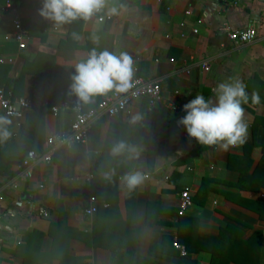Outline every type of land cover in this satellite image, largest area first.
I'll use <instances>...</instances> for the list:
<instances>
[{
    "label": "crops",
    "instance_id": "obj_1",
    "mask_svg": "<svg viewBox=\"0 0 264 264\" xmlns=\"http://www.w3.org/2000/svg\"><path fill=\"white\" fill-rule=\"evenodd\" d=\"M6 1L0 88L33 108L19 129L10 118L3 126L9 135L0 129V264H264V187L252 175L264 139V0H106L101 15L110 20L64 24L40 14L44 0H12L13 11H4ZM15 15L27 37L23 51L4 39ZM248 26L258 38L247 44L222 31ZM93 50L127 54L138 77L158 84L161 101L149 109L135 100L126 113L96 120L84 143L57 149L49 163L32 167L31 179L19 181L26 152H45L47 139L74 121L72 111L53 116V105L68 98L89 110L115 91L85 103L72 90L76 65ZM236 79L248 84L250 100L254 90L262 100L244 104L243 145L224 151L177 126L197 92L215 101L216 85ZM109 136L110 151L99 159ZM121 141L135 152L113 155ZM96 168L97 178L87 180ZM116 172L149 178L124 190ZM184 189L192 206L179 217ZM90 198L103 204L94 234V214H85ZM175 241L188 246L185 260L171 249Z\"/></svg>",
    "mask_w": 264,
    "mask_h": 264
},
{
    "label": "clouds",
    "instance_id": "obj_2",
    "mask_svg": "<svg viewBox=\"0 0 264 264\" xmlns=\"http://www.w3.org/2000/svg\"><path fill=\"white\" fill-rule=\"evenodd\" d=\"M105 5L106 0H44L40 14L57 24H64L78 18L87 20ZM115 11L111 9V12ZM75 71L72 90L80 100L89 103L95 95H103L113 89L117 92L128 89L132 75L131 59L124 53L117 57L108 51L97 53L93 50L86 61L76 65ZM246 89L247 85L236 79L216 85L215 101L197 92L194 99L183 105L186 115L177 121V126H183L188 136L201 144L219 145L224 151L243 145L248 134L242 107L249 101ZM251 100L253 104L260 102L258 91L252 92ZM10 123L7 117L0 116V129L5 137L9 133L3 126ZM125 150L135 152L121 141L113 147L112 154L119 155ZM105 178H110V175L105 174ZM123 179L129 188H133L142 182L143 177L135 173Z\"/></svg>",
    "mask_w": 264,
    "mask_h": 264
},
{
    "label": "built area",
    "instance_id": "obj_3",
    "mask_svg": "<svg viewBox=\"0 0 264 264\" xmlns=\"http://www.w3.org/2000/svg\"><path fill=\"white\" fill-rule=\"evenodd\" d=\"M4 11H13L12 0H7L4 5ZM186 16L190 15V11L184 12ZM92 17H95L99 23L108 21L110 16H102L101 11L95 13ZM12 34L6 36V41H12L16 43L18 51H23L27 46V37L21 26V21L18 16H14L12 22ZM222 31L226 32L229 40L235 44H247L257 40V32L252 26H248L244 29H237L230 31L228 28H223ZM197 33L196 30L193 31ZM1 63L3 61H0ZM12 60H8L11 63ZM206 64H202V68L205 69ZM132 68V67H131ZM145 99L148 102V107L151 109L157 103L161 101V91L158 84L151 80H144L137 76L132 69V75L129 80V87L124 92H117L116 90L106 97L99 104L89 110H83V108L73 103L71 99H60L55 105L50 108V112L53 116H57L60 112L72 111L74 114V121L72 122L67 133L54 136L47 139V149L45 152L28 151L18 166L20 170L18 179L19 181H26L32 177V167L37 163H49L52 160L53 153L61 148L68 147L77 143H84L89 136L91 125L102 117L113 118L126 113L130 104L135 100ZM165 107L178 113L179 108L171 103L167 102ZM33 108L31 102L26 98H13L11 94L6 93L3 88H0V110L4 116L15 120V128L19 129L22 126L23 119L26 113L30 112ZM13 137H17V133H13ZM135 174V173H133ZM128 174H120L117 176V182L122 186L124 190H127L129 186L123 179ZM143 179H148V174H141ZM92 174H86V179L91 180ZM90 206L85 210L87 216H92L95 212L94 203L95 199L90 198ZM192 206V196L188 189H184L179 194L178 213L179 217L184 216L186 211ZM46 215V214H44ZM173 248L177 250L181 256L186 254V250L177 241L173 242Z\"/></svg>",
    "mask_w": 264,
    "mask_h": 264
},
{
    "label": "trees",
    "instance_id": "obj_4",
    "mask_svg": "<svg viewBox=\"0 0 264 264\" xmlns=\"http://www.w3.org/2000/svg\"><path fill=\"white\" fill-rule=\"evenodd\" d=\"M255 81H257V80H255ZM258 82V81H257ZM251 84H254V82H252ZM246 85H248V84H246ZM250 85V84H249ZM261 86H263L264 87V84H261ZM142 100H145V99H142ZM262 100H260V102H261ZM146 102H147V100H146ZM248 102H250V103H252V101L249 99V101ZM259 102V103H260ZM147 104H148V102H147ZM250 105H252V106H256L257 104H250ZM242 107H244V105H242ZM258 120H259V122H262L261 121V119L260 118H256L255 119V123L256 122H258ZM111 143H112V136H109L108 137V139H107V141L105 142V148H104V151H103V153H102V155L99 157V159H101V157L102 156H104L106 153H108L109 151H110V147H111ZM261 153H262V155H261V158H260V160H259V162H258V165H257V167H256V169H255V171H254V173L252 174L254 177H256V178H261L260 180V182L259 183H257V184H259L260 186H262V187H264V139H263V141L261 142ZM27 153V152H26ZM26 155V154H25ZM123 172H116V174L115 175H113V180L116 182V180H117V176L119 175V174H122ZM97 168L94 170V172H93V177H92V180L91 181H94L96 178H97ZM94 199H96V198H94ZM96 202V201H95ZM96 203H98L96 206H95V204ZM95 204H94V208H95V212L93 213L94 214V221H93V231H92V234H94V233H96V231H97V229H98V225H99V219H100V214L102 213V205L103 204H101V201H98V202H96ZM111 206V205H110ZM109 206V207H110ZM186 248V254L184 255V256H182V257H180V258H183L184 260L186 259V257H188V253L190 252L189 251V249H188V246H186L185 247ZM174 252H175V250H174V248L172 247L171 248ZM177 253V252H176ZM179 255V254H178Z\"/></svg>",
    "mask_w": 264,
    "mask_h": 264
}]
</instances>
